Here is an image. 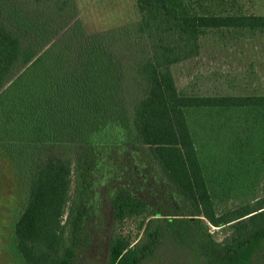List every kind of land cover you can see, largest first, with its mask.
I'll list each match as a JSON object with an SVG mask.
<instances>
[{
	"label": "trees",
	"instance_id": "obj_1",
	"mask_svg": "<svg viewBox=\"0 0 264 264\" xmlns=\"http://www.w3.org/2000/svg\"><path fill=\"white\" fill-rule=\"evenodd\" d=\"M136 8L137 21L86 35L73 0H0V154L27 186L7 249L16 264H74L105 189L115 228L137 221L142 236L114 230L108 264H141L165 239L185 263L264 264V198L216 214L189 121L198 110L248 114L250 134L229 137L243 149L245 136L264 138V95L189 96L171 73L206 31L264 32V15L239 0ZM148 182L164 195L137 198ZM227 224L232 235L214 242L208 225Z\"/></svg>",
	"mask_w": 264,
	"mask_h": 264
},
{
	"label": "rangeland",
	"instance_id": "obj_2",
	"mask_svg": "<svg viewBox=\"0 0 264 264\" xmlns=\"http://www.w3.org/2000/svg\"><path fill=\"white\" fill-rule=\"evenodd\" d=\"M73 1L76 8L73 20L81 23L86 35L115 29L139 19L136 0ZM239 2L245 13L264 15V0ZM199 44L196 57L171 67L178 91L189 96L264 95V32L206 31L199 38ZM243 114L242 111L215 109L198 110L190 115L195 146L217 215L240 210L264 198L263 136L254 137L253 133L247 141L245 136L243 149L228 145L230 136L232 141L239 132L250 134L253 117ZM12 167L9 159L0 154V264H13L7 249L8 240L27 195L26 179L23 177L20 181ZM71 179L70 198L74 194L73 176ZM111 182L121 185L123 180L115 178ZM140 182L136 185L139 186ZM146 189L143 192L135 190V196L152 201L163 194L152 192L153 186L149 182ZM109 193L105 189L97 190L96 196L100 199L98 215L86 228L91 241L77 253L74 264H108L109 238L114 230L132 238L136 235L139 236L137 239L142 237L137 230V221H127L115 228ZM178 205L174 202L173 207ZM65 216L66 213L62 220ZM208 233L214 242L220 243L232 235L233 228L231 224L208 225ZM171 244V240L165 239L163 246H158L141 264H189L185 263L187 251L179 246L171 248Z\"/></svg>",
	"mask_w": 264,
	"mask_h": 264
},
{
	"label": "flooded vegetation",
	"instance_id": "obj_3",
	"mask_svg": "<svg viewBox=\"0 0 264 264\" xmlns=\"http://www.w3.org/2000/svg\"><path fill=\"white\" fill-rule=\"evenodd\" d=\"M9 255H10V252H9ZM10 257H11V255H10ZM13 264H16V261H15V259H13Z\"/></svg>",
	"mask_w": 264,
	"mask_h": 264
}]
</instances>
